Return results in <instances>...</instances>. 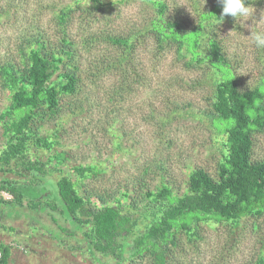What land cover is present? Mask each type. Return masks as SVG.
I'll use <instances>...</instances> for the list:
<instances>
[{"label": "rangeland", "instance_id": "rangeland-1", "mask_svg": "<svg viewBox=\"0 0 264 264\" xmlns=\"http://www.w3.org/2000/svg\"><path fill=\"white\" fill-rule=\"evenodd\" d=\"M162 1L165 17L176 16L185 30L196 23L195 5L210 6L208 0ZM251 4L252 17L229 16L212 28L242 89L264 76V48L252 40V33L264 32V0ZM153 10L142 0L105 6L83 0H0L3 70L11 60L25 73L18 45L39 36L51 48L71 42L80 77L73 94L62 96L54 111L41 107L44 118L35 114L31 124L34 136L51 139L49 150H33L51 172L27 185L30 195L21 203H0V242L11 247L7 264H157L154 251L133 259L124 253L120 263L97 252L84 233L87 226L79 227L62 211L55 184L62 172L77 181L80 195L102 200L122 197V189L140 199L161 183L182 194L197 167L217 179L221 139L202 114L211 109L206 68L180 56L175 41L158 42L151 30H143ZM132 30L141 33L128 50L112 38ZM3 70L0 149L7 140L12 84ZM250 135L251 162H263L264 128ZM82 166L95 168L81 178L75 168ZM32 178L0 171V181ZM0 198L11 196L0 190ZM263 247L264 213L234 225L202 223L191 238L178 232L164 259L166 264H253Z\"/></svg>", "mask_w": 264, "mask_h": 264}, {"label": "trees", "instance_id": "trees-1", "mask_svg": "<svg viewBox=\"0 0 264 264\" xmlns=\"http://www.w3.org/2000/svg\"><path fill=\"white\" fill-rule=\"evenodd\" d=\"M83 1L97 6L115 3V0ZM142 1L150 2L154 7V15L143 30H151L158 42L175 41L180 56L206 68V77L212 87L211 109L202 114L221 139L217 179L197 167L192 170L182 194L174 193L161 183L155 189H147L140 199L130 197L121 188L122 197L109 200H102L101 196L83 197L78 193L77 181L63 172L55 184L62 211L69 214L79 227L87 226L84 233L90 237V244L97 252L112 255L120 263L124 253L133 259L154 251L157 264H166L164 251L175 243L178 232L191 238L202 223L234 225L245 217L264 213V161L252 163L250 159V133L264 128V76L251 88L240 87L231 63L212 31L215 22H221L215 18H219L222 10L217 0H208L210 6L206 8L195 5L198 18L187 30L176 16L165 17L166 6L162 0ZM194 2L196 4V0ZM139 33L141 31L132 30L124 36L112 38L128 50L138 40ZM18 50L25 73L11 60L6 62L4 70L0 67L12 82L7 140L0 149V171L22 176L30 174L33 178L20 183L0 181V190L11 195L10 199L0 198V203H21L26 195H30L27 185L35 184V178L41 182L51 172L47 163L40 161L33 151L49 150L51 139L34 136L31 124L35 114L40 120L44 118L41 107L54 111L62 96L73 94L80 78L73 62L71 42L65 40V45L51 48L39 36H31L18 45ZM59 68L60 73L51 80ZM93 168L82 166L76 167L75 171L82 178ZM52 169L61 170L57 166ZM128 199L131 202H127ZM0 250V264H7L11 247L0 242ZM253 264H264V247Z\"/></svg>", "mask_w": 264, "mask_h": 264}, {"label": "clouds", "instance_id": "clouds-1", "mask_svg": "<svg viewBox=\"0 0 264 264\" xmlns=\"http://www.w3.org/2000/svg\"><path fill=\"white\" fill-rule=\"evenodd\" d=\"M217 3L222 10L219 18L217 16L215 18L220 21H223L226 16L240 20L252 17L254 14L253 6L247 0H217ZM252 40L256 47L264 48V32L252 33Z\"/></svg>", "mask_w": 264, "mask_h": 264}, {"label": "built area", "instance_id": "built-area-1", "mask_svg": "<svg viewBox=\"0 0 264 264\" xmlns=\"http://www.w3.org/2000/svg\"><path fill=\"white\" fill-rule=\"evenodd\" d=\"M11 196V195H10ZM1 257H2V251L0 250V259H1Z\"/></svg>", "mask_w": 264, "mask_h": 264}]
</instances>
